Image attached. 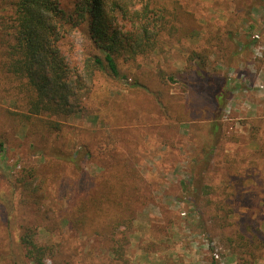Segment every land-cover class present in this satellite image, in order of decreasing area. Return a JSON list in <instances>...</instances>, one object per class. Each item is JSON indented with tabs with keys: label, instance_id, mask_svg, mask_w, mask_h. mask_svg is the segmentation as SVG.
Listing matches in <instances>:
<instances>
[{
	"label": "trees",
	"instance_id": "16d2710c",
	"mask_svg": "<svg viewBox=\"0 0 264 264\" xmlns=\"http://www.w3.org/2000/svg\"><path fill=\"white\" fill-rule=\"evenodd\" d=\"M258 1L262 3L251 0L250 4ZM197 26L194 14L177 0L170 7L158 0H0V76L7 85L2 89H12L21 106L0 109V154L3 157L14 142L21 144L16 134L23 124L25 154L39 157L37 163L29 160L15 173L0 166V264H47V260L70 264L60 240L38 241L41 225L52 232L68 226L83 237L100 236L113 264H130L125 253L132 221L152 196L129 154L131 148L116 139L125 131L90 138L80 148L67 150L60 141L61 118L92 111L87 99L95 79L100 75L116 80L118 59L134 61L157 48L162 33L180 41ZM74 32L82 39L80 60L72 58ZM207 52L192 49L182 69L168 73L158 67L152 76L143 81L133 78L127 86L139 92V101L147 102L139 104L141 113L150 102L155 114L166 117L169 125L195 128L212 137L211 145L201 144L202 155L191 163L188 173L187 181L197 197L207 154L221 138L215 110L224 105L228 93L227 78L212 79ZM134 112L140 118L139 109ZM169 131L156 133L169 143L171 136L164 134ZM94 150L104 161L103 178L74 191L67 207L57 214L47 203L50 187L70 163L80 176L79 159L94 155ZM251 231L248 237L225 238L235 264H252L263 248L264 233L252 226ZM208 264H216L212 255Z\"/></svg>",
	"mask_w": 264,
	"mask_h": 264
},
{
	"label": "rangeland",
	"instance_id": "374dc122",
	"mask_svg": "<svg viewBox=\"0 0 264 264\" xmlns=\"http://www.w3.org/2000/svg\"><path fill=\"white\" fill-rule=\"evenodd\" d=\"M172 1L158 0L168 7ZM177 1L194 14L196 30L180 41L162 33L159 46L147 55L129 63L118 59L116 80L97 75L87 99L92 111L62 117L60 141L67 150H75L90 138L114 137L124 129L125 135H116V139L131 148L129 154L152 196L132 221L125 253L130 264H208L210 255L216 264H235L225 238L248 237L253 233L251 226L264 233V0L254 5L251 0ZM71 39L72 58L80 60L81 36L74 32ZM192 49L208 51L212 79L225 77L228 87L224 105L215 110L221 138L207 154L198 197L187 181L188 173L191 163L202 155L201 144L211 145L212 137L195 128L169 125L166 117L155 114L150 102L141 113L139 104L146 101H139V92L127 87L133 78L143 81L158 67L168 73L182 69ZM0 81V109H21L19 96L12 89H2L7 85L1 76ZM135 109L141 113L138 119ZM17 130L21 144L14 142L3 157L0 154V166L13 173L29 160L39 161L37 155L25 154L26 126ZM156 130H170L164 134L172 142L165 143V136H157ZM258 142L262 150L257 149ZM97 156L94 150V155L79 159L80 176L71 163L66 165L60 180L50 187L47 203L57 214L67 207L74 191L103 178L104 161ZM36 236L43 243L60 240L70 264L114 263L100 236L83 237L68 226L52 232L46 225L38 227ZM252 264H264V245Z\"/></svg>",
	"mask_w": 264,
	"mask_h": 264
}]
</instances>
